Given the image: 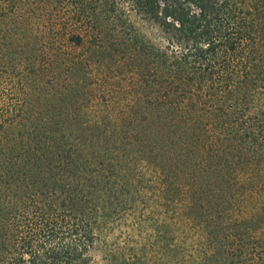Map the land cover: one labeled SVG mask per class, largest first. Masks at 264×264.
Listing matches in <instances>:
<instances>
[{"label":"trees","instance_id":"16d2710c","mask_svg":"<svg viewBox=\"0 0 264 264\" xmlns=\"http://www.w3.org/2000/svg\"><path fill=\"white\" fill-rule=\"evenodd\" d=\"M71 12L70 63L100 69L92 82L106 101L88 113L28 77L0 147V264H264V170L236 180L238 208L219 210L221 226L213 187L137 154L158 119L204 129L194 153L213 172L214 160L264 161V0H74ZM119 138L112 160L101 154ZM137 178L157 187L154 200ZM121 221L124 239L108 241Z\"/></svg>","mask_w":264,"mask_h":264},{"label":"rangeland","instance_id":"374dc122","mask_svg":"<svg viewBox=\"0 0 264 264\" xmlns=\"http://www.w3.org/2000/svg\"><path fill=\"white\" fill-rule=\"evenodd\" d=\"M73 1L0 0V8L3 7L4 9L0 14L1 148L5 145L4 130L9 125V123H5V120L12 113L17 114V120H20L21 114H23L22 102L28 90V87H26L28 77L34 79L35 84L42 81L43 83L51 82L55 89L67 91L71 96H75L76 100H80L79 103L84 105L82 111L88 113H90L91 104L96 102L104 104L106 101L102 91L98 90V84L95 85L96 83L93 84L92 82L93 80L96 81L95 77H98L100 69L97 67V72V70H92L90 67L88 74L86 68L83 69L81 66L74 68L70 63L72 50L69 43L66 42V38L68 25L71 21ZM49 54H52V57ZM100 60L97 66L107 63L111 65V58L107 55L103 59L100 58ZM32 67L37 69V76L34 73H29V68ZM67 85H69L68 90L65 89ZM29 93L31 95L38 94L36 90H31ZM96 110L93 109V111ZM147 131H149L150 149H143V152L139 151L137 154L140 157L143 156L142 158H146L145 161H149L151 164L160 163L158 170L162 172L166 170L164 173L169 174L172 179H179L181 182L187 179L191 181L198 180L203 183L202 186L207 191L213 187L212 193L209 195V198L213 199L210 207L213 209L212 216L221 226H224L225 221L222 220L223 218L217 217L219 210L227 204L230 205V202L233 204L234 209L238 208L239 201H236V197H234L237 194L236 190L239 188L238 185H235L236 180L241 177L242 179L249 176L260 177L264 170V167H262L264 161L262 160H238L236 157H231L229 159L214 160V168L218 170L213 172L208 167L211 160H201L202 154L194 153V149L201 144L198 142L204 140V129L174 125L164 127L157 119L151 129L148 128ZM124 142L126 141L120 138L112 140L109 145L103 142V151L106 150L107 146L111 149L106 153L102 151L101 154H106V157L112 160V157H115L118 153L113 150V147L117 145L121 147ZM112 150L114 153H111ZM159 153H163V157L158 155ZM89 154L84 153V159L78 162L82 164L83 162H89L90 157L92 158V155ZM0 158L2 160L4 155H0ZM134 162L140 165L143 161L135 160ZM162 164L164 165L162 166ZM154 174L149 173L146 176L151 178ZM135 183L136 185H149L151 187L149 193L151 194L147 195L146 198L149 197L147 200H154V192L158 191L154 184L143 183L142 178H137L133 184ZM152 186L154 187L152 188ZM127 198L128 200L129 198L132 199L130 194ZM142 198L143 196L140 195L139 200ZM161 201H165L164 197L161 198ZM208 205L209 203H206V209ZM230 212L224 215L233 214ZM224 215L221 217H224ZM123 222H119L114 230L107 231L106 239L108 241L124 239L127 227L124 226ZM249 223L251 224V222ZM151 228V221H149L147 229L150 230Z\"/></svg>","mask_w":264,"mask_h":264}]
</instances>
